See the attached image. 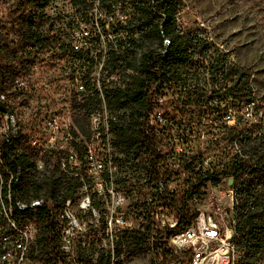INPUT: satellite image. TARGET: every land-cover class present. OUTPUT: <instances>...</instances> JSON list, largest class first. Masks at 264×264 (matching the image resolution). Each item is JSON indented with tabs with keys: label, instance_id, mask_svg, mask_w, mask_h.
I'll return each mask as SVG.
<instances>
[{
	"label": "built area",
	"instance_id": "1",
	"mask_svg": "<svg viewBox=\"0 0 264 264\" xmlns=\"http://www.w3.org/2000/svg\"><path fill=\"white\" fill-rule=\"evenodd\" d=\"M38 5L39 12H32L27 0H0V66L4 77L0 100L10 110L0 108V175L11 171L16 196L20 198V208L5 205L0 210L4 211L0 243L10 244L6 264H264V242L259 247L261 256L254 261L248 259L241 243L240 192L246 173L237 178L223 174L218 182L208 179L187 200V208L194 213L191 222L178 227L182 203L176 199L174 202L173 197L191 186L197 170L206 177L207 172L244 158L252 164L247 172L253 169L254 173L258 164L257 156L242 147L241 135H232L230 143L219 149L226 157L223 163L216 164L207 156L195 160L190 179L179 192L175 191L172 182L180 175L179 168L181 174L186 173L187 165L183 164L188 160V152L181 142L172 140L176 137L170 133L175 128H167V121L187 125L196 122L189 123L179 110L175 113L178 119L172 114L179 95L183 97L187 90L185 86L173 81L154 84L150 90V110L141 127L143 134L152 140L151 149L121 160L123 154L119 152L117 138L120 114L111 108L105 93L124 87L123 70L127 69L140 34L134 30V35H126L133 0H40ZM205 42L208 48L195 55L200 68L194 72L205 80L202 86L209 92L213 90V76L227 75L224 91L233 85L237 77L234 68L238 66L214 59L207 67L212 41L205 38ZM167 47L165 36L162 53ZM66 74L74 85L68 99L64 97L63 86ZM55 79L58 96L51 106L40 92L47 90L45 87H50L52 81L55 84ZM177 87L178 93L174 91ZM162 88L173 89L176 97L156 98L155 93ZM38 93L40 97L34 102ZM89 99H98V104L87 108L88 132L84 134L75 122V113ZM235 100L231 95L220 100L224 107L220 124L205 113L201 123L196 122L203 127L201 131L224 132L225 117L232 116L228 109L235 106ZM239 104L244 123L254 124L252 114H259L260 122L264 123V104L257 99ZM233 119L236 125L238 120L235 116ZM16 133H27V140L15 144ZM18 148L30 150L36 172L47 162L56 163L53 182H41L36 175L22 180L17 164ZM115 169H122L124 182L114 181ZM128 170L139 177L129 182L123 173ZM65 174L82 181L68 195L64 189ZM55 176H62V183H55ZM31 183H53L56 189L51 195L23 202ZM0 200H4L2 184ZM70 202L83 204L84 213H75ZM262 202L264 180L255 176L253 200L244 211H254ZM42 213L53 220L51 235L55 241L51 253L56 255L53 259L38 255ZM15 228H22V235H15ZM136 234L145 236L140 248L136 240L128 239Z\"/></svg>",
	"mask_w": 264,
	"mask_h": 264
},
{
	"label": "trees",
	"instance_id": "2",
	"mask_svg": "<svg viewBox=\"0 0 264 264\" xmlns=\"http://www.w3.org/2000/svg\"><path fill=\"white\" fill-rule=\"evenodd\" d=\"M27 1H29L31 7H38L39 9L38 4L40 0ZM256 1L261 8H264V0H255L253 2V6L255 7ZM133 2L134 11L132 18L126 25V35H134V30H138L140 34L138 39H136V44H134L131 60L129 61L127 69L123 70L124 87L110 89L105 93L111 108L117 110L120 114L117 138L119 152L123 154L121 160L124 158L129 159L133 155L136 156L142 150L148 151L151 149L150 141L152 140L143 134L141 127L146 114L150 110V90L157 81L160 84L173 81L187 88L183 97H180L181 94L178 97L179 101L177 103H181L182 105L179 106L177 104L173 108L172 114L175 115L173 116L175 118L177 117L175 114L176 111H181L187 117L189 123L192 121L201 123L203 115L209 113L212 115L213 121L220 124L224 111L220 100L229 95L233 99L239 100L240 103L255 99V96H252V90L249 86L251 74L249 70L240 66L234 68L237 77L233 80V85L227 87L224 91H222V88L227 86V75L222 76V78L215 76L211 78L213 85L211 92H209L207 87L202 86L205 80L194 72L200 68L195 63V55L203 53L208 47L205 38L199 35V31L202 29L201 26H187L184 29L178 27L177 13L180 11L184 0H133ZM165 36L169 43L164 53H162L163 39ZM125 76L130 77L128 83L126 82ZM216 87H219V89H216ZM215 98H218L217 102L213 101ZM97 104L98 99H89L81 104V108L88 111L87 108ZM186 105H189V107ZM225 126L227 127V125ZM261 126L264 127L263 122H256L252 126L240 122L234 125L232 129L238 128V134L249 137L253 135L256 128L259 130ZM259 133L261 132L258 131L257 134ZM263 137L262 135L260 136V144L253 149V153L258 159L254 173L253 169L247 172L252 164L248 159L244 158L235 159L232 164L225 166L223 169L215 172H207L206 177L204 176L205 173L197 170L195 180L191 186L184 192L173 197L174 202L176 199L182 203V207L179 208L178 227H186L194 215L187 208V200L192 194L198 191L200 186L208 179H213L215 182H218L223 174H230L237 178L246 173L245 186L240 192L243 206L241 208L238 226L243 232L241 243L245 246L246 255L251 261L261 256L259 247L264 242V203L262 202L254 211L253 209L244 211V209L248 202L253 200V177L258 176L260 180H264ZM30 156L31 152L29 150L17 158L18 167L21 165L24 171L21 175L22 180H30L31 175L34 172L36 173V163L34 159L33 162L30 161ZM55 173L56 171H53L50 176L44 174V178H46L45 182H53ZM63 181L67 195L72 188L76 187L74 185H80L82 182L80 177H74L68 174L64 175ZM55 183H62V176H55ZM33 184L26 189V194L24 195L33 197L51 195L56 189L53 183H45L47 189L41 194L39 193L42 190L41 185ZM34 188L35 194L33 192ZM40 216L42 217V228L39 235L41 250L38 255L53 259L56 256L51 253L53 251V242L55 241L51 235L53 220L52 217L47 218L45 213L40 214ZM132 236H129L128 239L130 241L136 240L138 247H142L140 244L145 236L143 234Z\"/></svg>",
	"mask_w": 264,
	"mask_h": 264
},
{
	"label": "rangeland",
	"instance_id": "3",
	"mask_svg": "<svg viewBox=\"0 0 264 264\" xmlns=\"http://www.w3.org/2000/svg\"><path fill=\"white\" fill-rule=\"evenodd\" d=\"M254 1L255 0H184L180 11L177 13V25L182 28L187 26L203 27L200 31H202V34L206 35V40L212 41V51L206 62L207 67H209L210 62L215 59L221 62L226 61V64L229 66L246 68L251 74L249 86L252 90V96L254 95L255 99L264 104V8H261L257 1L256 7L253 6ZM67 6L70 7V5ZM37 9L38 7H31L32 12H39V9ZM220 44H223L224 47ZM215 70L217 71V69ZM125 77L128 83L130 77ZM57 82L58 81L55 79V84H53L52 81L50 87H45L47 90L43 89V91L40 92L47 97L46 102L51 106L53 105L55 96H58ZM63 84L65 89L64 97L68 99L74 90L73 82L68 74H66ZM90 85H93V81L90 82ZM174 91L178 93L179 87ZM40 93L34 96V102L40 97ZM154 96L156 98L162 97L164 100H168L176 97V94H173V89L169 90L168 88H162L159 89ZM229 100H231V98ZM234 103L235 106H233L232 109H228L229 112L232 113V116L228 117V115H226L225 117V124L228 126H225V131L221 134H217L218 131L212 134L206 129L205 131H201L203 127L196 122L187 125L185 123L178 124L175 120L172 121L168 119L167 128L170 126L175 128L173 133H170L176 137L172 138V140L174 142H181L184 149L188 152V160L183 164V166L187 165L186 173L181 174V168H179L177 172L180 175L172 182V187L176 192H179L184 182L190 179L192 175V166L194 167L193 162L195 160L201 161L203 156H207L212 157L216 164H220L226 159V157L220 153L221 151L219 149L221 145H228L230 143L229 138L232 135L238 134V128L232 129L235 125L233 117L235 116L236 120H238L237 123L245 121L240 110L241 104L238 105L239 100L236 99ZM167 112L168 111H166V116ZM75 114V122L82 127L83 133L86 134L88 132L89 111L82 108ZM256 122H260V115L252 114V123ZM204 124H207V120L204 121ZM258 131L261 133L257 134ZM240 135L244 150L253 153L254 147L260 144V136H264V127L261 126L259 130L256 128L253 135L249 137L243 136V134ZM54 167H56V163L49 162L44 169L40 172H34L33 174L36 175V179L45 182L46 178H44V174L50 176L53 171H56ZM123 173L127 174L129 182L139 177L138 173H132L131 170ZM114 181L124 182L122 181V169H115ZM33 185H41L42 190L39 192L41 194L47 189L45 183H34ZM33 192L35 194V188Z\"/></svg>",
	"mask_w": 264,
	"mask_h": 264
},
{
	"label": "bare ground",
	"instance_id": "4",
	"mask_svg": "<svg viewBox=\"0 0 264 264\" xmlns=\"http://www.w3.org/2000/svg\"><path fill=\"white\" fill-rule=\"evenodd\" d=\"M166 43L167 44L169 43L167 39H166ZM122 84H123V76H122ZM25 140H27V133H16L15 144H23ZM0 148H1V141H0ZM28 151L29 150H26V148H18L17 158L19 157V155L22 156ZM0 161H2L1 152H0ZM30 161L33 162L31 156H30ZM46 165L43 166V169L46 167ZM18 169L20 171V175H22L24 172L23 167L20 165ZM0 184H2V193L4 196V200H0V210H4L5 205H11L12 208H20V198L16 196V190L14 188V182L11 171H3V175H0ZM31 185L32 183L26 189H28ZM31 199H34V197L23 195V202H30ZM70 209H75V213H84L83 204H77V202H70ZM0 223H4V211H0ZM15 235H22V228H15ZM9 253H10V244L8 242H1L0 264H6V257Z\"/></svg>",
	"mask_w": 264,
	"mask_h": 264
},
{
	"label": "water",
	"instance_id": "5",
	"mask_svg": "<svg viewBox=\"0 0 264 264\" xmlns=\"http://www.w3.org/2000/svg\"><path fill=\"white\" fill-rule=\"evenodd\" d=\"M3 81H4V77H3V74H2V71H1V66H0V89L3 85ZM0 108L3 109V110H9V108L5 105V103L3 101L0 100ZM10 111V110H9ZM233 180H230V183H232Z\"/></svg>",
	"mask_w": 264,
	"mask_h": 264
}]
</instances>
